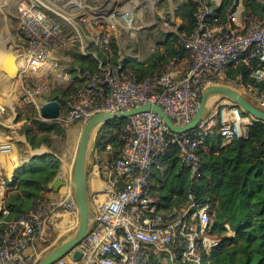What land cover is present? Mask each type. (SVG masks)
<instances>
[{"label":"built area","instance_id":"obj_1","mask_svg":"<svg viewBox=\"0 0 264 264\" xmlns=\"http://www.w3.org/2000/svg\"><path fill=\"white\" fill-rule=\"evenodd\" d=\"M178 1L195 5V28L180 37L190 60L186 69L178 71L173 60L155 74L138 78L122 63L112 68L100 64L95 73H79L82 83L59 102L60 113L50 120L39 115V107L50 98L55 82L71 78L54 53L72 36L42 10L38 0H19L16 15L20 30L11 47L18 71L12 82L13 96L0 97V118L8 113L17 118L23 106H29L40 120L68 125L84 123L103 111L157 104L175 125L183 126L195 115L202 91L224 82L264 109V90L228 76L230 70L244 64L256 83L264 81V15L246 8L244 0H229L222 15L216 8L222 7L223 0ZM258 1L264 4V0ZM92 20L96 25L105 22L110 29L116 24L136 28L133 13L119 8ZM92 42L106 58L112 55L108 33L95 30ZM254 120L231 101L216 105L184 133L171 132L150 110L129 116L119 135L116 157H108L113 152L111 138H103L97 171L104 184L89 200L92 222L86 236L52 264H215L212 254L222 234L214 225V204L196 201L188 190L182 203L166 206L152 191L151 176L154 170L165 171L166 155L175 146L189 177L197 178L202 162L198 151L208 149L206 140L215 134L223 144L246 138ZM14 145L12 138L0 141V153H10ZM11 180V176L1 179L2 188ZM2 213L8 211L2 209ZM77 223L78 207L71 185L58 197L38 199L0 231V264H38L41 253L33 248L35 241L45 239L49 227L61 235L75 230ZM223 227L226 235L234 234L227 222ZM76 249L81 253L77 260L72 257Z\"/></svg>","mask_w":264,"mask_h":264},{"label":"trees","instance_id":"obj_2","mask_svg":"<svg viewBox=\"0 0 264 264\" xmlns=\"http://www.w3.org/2000/svg\"><path fill=\"white\" fill-rule=\"evenodd\" d=\"M228 3L229 0H223L222 7L216 8V12L222 15ZM244 5L259 15H264V4L260 1L244 0ZM42 10L55 21L51 12L44 8ZM194 12L193 3L178 4L176 16L182 18L184 22L179 24L176 33H172L171 45L165 53L154 58L148 65L131 67L132 73L138 78L153 75L172 60L183 57L186 51L180 44V37L194 30L196 25ZM110 40L113 52L108 60L112 59L116 62L117 47L114 39ZM71 56L72 64L79 67L80 74L85 71L95 73L100 70V58L79 52H73ZM105 60L103 59V64ZM228 76L231 79L240 77V81L256 84L264 90V81L256 83L251 77V70L244 64H239L237 68L230 70ZM75 79L79 84L83 81L81 76H75ZM66 94L67 90L49 96L48 100L56 99L62 103V97ZM125 122L126 120L113 119L105 123L101 127L103 130L100 139H98L99 134L95 139L97 149L104 150L103 138L105 136L111 138L113 152L111 157L108 156L109 158L118 155L121 146L119 135L123 131ZM57 125L58 123L40 120L36 115L29 117L28 121L22 124L21 132L35 149L41 144L48 143L47 132L55 129ZM206 145L207 151L201 149L198 151L202 162L200 175L195 179L188 176V171L182 164L178 166L177 149L171 146L166 155L167 168L151 189L159 192L156 195L165 202L166 206L171 204L169 201L175 196L185 197L188 190L195 194L196 201L214 204V225L222 234V241L212 254L215 264H264V122L253 121L248 127L246 138H237L223 144L221 137L215 134L206 140ZM58 165L57 157L43 153L31 157L15 171L3 202V209L8 213L3 215L0 212V217H4V220L0 221V231L10 220L31 209L41 198L42 193L49 189L48 185L55 178ZM154 175L156 173L152 176ZM30 203L33 205L28 208ZM225 222L234 232L233 235L225 234L226 229L223 227Z\"/></svg>","mask_w":264,"mask_h":264},{"label":"rangeland","instance_id":"obj_3","mask_svg":"<svg viewBox=\"0 0 264 264\" xmlns=\"http://www.w3.org/2000/svg\"><path fill=\"white\" fill-rule=\"evenodd\" d=\"M18 1L19 0H0V2H3L2 4L4 5L0 9H2L3 12L6 14V22H7L6 28L8 32H10V34L11 32H15V31L17 32L18 30H20V25H19L18 20H16L13 17L14 15H16V4ZM38 1L40 3V6L44 8L46 11L51 12V14L55 17V21L59 23L60 26L64 28L71 36H73L71 33L75 28L83 29L85 32L84 24L86 23V25L87 24L89 25L90 21L93 19V16L96 15L95 9H94V3L92 0H38ZM82 1L88 2L89 12H88V8L86 7H85L86 12H83L84 8L82 7L83 6ZM153 1L152 0H115L116 3H120V4L118 5L116 4V6H114L113 9L119 8V9H123L124 11H128V12L133 11L134 12L133 21H134L135 27H137V29L131 31L133 32V34L130 33V31L126 32L123 26H120L119 28H117L118 29L117 33H119V36H118L119 43L122 47L121 54L123 55V58L122 60L118 61L116 64L122 63L124 64V66L129 67V68L143 66L144 63L146 64L150 63L154 58H156L162 53H165V50L171 45V39H173L172 33H176L177 30H176L175 25H172L170 23L172 19V14L170 12L168 3L166 2V0H162L160 2L159 1L153 2ZM173 15H174L173 21L175 22L176 20L177 24L184 22L182 18L175 17L176 12L173 13ZM165 23L170 24V26H166ZM139 26L140 28H138ZM136 37L137 38L142 37L147 40L151 39L153 42L152 44L153 50H151L150 53L147 51H143L144 54L146 53L147 54L149 53V54L145 56L144 58L138 59V60H135L134 52L131 51V47L133 43L132 41ZM160 46L162 47L161 49H160ZM72 47L73 46H70L69 50L65 49L64 53L69 52V54H71V52H73ZM7 48L8 50H10V47L8 45H7ZM90 48L91 50L96 52L98 56H100L99 58L102 59L103 61L104 55L101 54L94 45H90ZM110 61H112L111 62L112 66L109 65V67L112 68L116 64L114 63L112 59ZM180 61L181 62L179 63V65H186L188 63L189 57L187 55V52L184 54L183 59H181ZM71 64H72V61L70 62L69 65L60 63L61 67L71 74V78L68 81L63 82V83L55 82L54 90L50 93V96L54 94H59L60 92L65 91V90H67V94H68L75 88L76 85L79 84L78 80L75 79V76L77 75V70H72V68L70 67ZM1 74L2 73L0 72V79H3L2 78L3 76ZM48 78L51 79V76H48ZM236 88L237 87H235V89ZM239 91L241 90L239 89ZM67 94L66 96H63V97L60 95V97H62V99L64 97L66 98ZM6 95L13 96L10 94H6ZM228 101L230 100L226 98H222L218 95L213 96L211 101L207 103L206 110H205L206 114L211 113L214 110L215 106L218 105L219 103L228 102ZM9 103H10V99H9ZM20 112L22 113V115H18L17 118H13L11 113H8L3 118H0V141L12 138L15 144L13 146V149H14L13 158L15 159L14 164H16L19 155L24 156L25 154H27L26 152L28 149L27 140L25 139V135L21 132V126L23 123L28 121L29 117H36V111L29 106H23L22 111ZM50 122L57 123L56 121H50ZM82 125L83 123H81L80 121H74L68 125H61L58 123L55 129H52L47 132L48 137H49L48 143L47 144L44 143L43 148L38 149L36 151L38 152L42 151V153L53 155L57 158L58 157L64 158L69 155H70V158L72 157L75 158L76 151H77V145H78V139H79ZM102 130L103 128H100L98 132H96L97 133L96 136H94V138H92L90 142V146L88 150L89 151L88 166H87L88 172H91V171L93 172V170H96L99 165L98 155H100L99 153L103 150L97 149V147L95 146V139L98 134H99L98 139H100V133ZM9 154L10 153L3 155L0 153V163L4 165V167H7L6 164L8 163L1 161V159L2 157L3 159H5L4 158L5 156L9 158L10 156ZM110 155L111 153L109 154V156ZM180 165H181V161H179L178 163V166ZM154 173H156V175L152 176L151 180L153 179V182L155 183L157 176H159V173L155 170H154ZM170 175L171 173L168 174V176ZM3 188H4V191L0 193V212H2L3 202L7 194L6 191H8L7 185H4ZM3 188H2L1 180H0V190ZM154 191L155 193H159L157 190H153V192ZM41 198L45 199L47 198V196L42 194ZM183 200H184V196H181V197L175 196L169 202H171V205H174L176 204V202H179V204L182 203ZM32 205L33 204L30 203L28 208H30ZM1 220H4L3 216L0 217V221ZM61 243L62 242L59 241L58 243H55L48 248H45L41 253L40 260ZM46 244L49 245L50 243L45 242L43 244L44 247L47 246Z\"/></svg>","mask_w":264,"mask_h":264},{"label":"water","instance_id":"obj_4","mask_svg":"<svg viewBox=\"0 0 264 264\" xmlns=\"http://www.w3.org/2000/svg\"><path fill=\"white\" fill-rule=\"evenodd\" d=\"M96 16H103L116 6L115 0H92ZM14 64L9 67L3 68V73L8 76ZM15 77V76H14ZM10 77V78H14ZM220 96L226 98L238 105L242 112L250 114L254 117V121L264 122V109L260 108L243 92L232 88L225 84L212 85L205 88L199 99L197 111L193 118L183 126L175 125L164 110L157 104H143L130 109L116 110V111H103L88 118L82 125L81 132L78 139L77 151L74 158L71 187L74 191V198L78 207V223L73 234L59 244L56 248L45 255L38 264H52L56 259L68 254L73 250L86 236L92 222V212L90 208L89 197L87 193V166L89 146L92 138L96 136V132L107 122L113 119L126 120L129 116L142 111H153L158 114L165 125L171 132L184 133L192 130L195 125L206 114V106L208 100L213 96ZM61 109V104L58 100H47L39 107V115L45 119H55L58 117ZM64 181L59 177H55L51 182V186L63 183ZM80 251L74 250L73 259L80 258Z\"/></svg>","mask_w":264,"mask_h":264},{"label":"crops","instance_id":"obj_5","mask_svg":"<svg viewBox=\"0 0 264 264\" xmlns=\"http://www.w3.org/2000/svg\"><path fill=\"white\" fill-rule=\"evenodd\" d=\"M154 1L155 2L159 1L160 2L162 0H154ZM166 2L168 3L170 12L172 14V19H171L170 23L172 25H175L176 30H177L179 24L176 23V20H175V22L173 21L174 20L173 13L176 12L177 6H178V4H180V2L178 0H166ZM2 3L3 2H0V8L4 6ZM132 13H133V17H134V12L132 11ZM13 17L16 20H18L17 15H14ZM175 17L178 18V16H175ZM18 22H19V20H18ZM165 24H166V26H170V24H168V23H165ZM6 25H7L6 14L3 12L2 9H0V60H1L0 61V64H1L0 65V67H1L0 68V72L2 73L1 75L3 76L2 77L3 79H0V97L4 98V99H5V96H7L6 94H11V92H12L13 78L7 77L3 73L2 70H3L4 67H9V66H11V64L17 65V63H18L16 54L11 49V47L13 46L14 41H15L13 37H14V34L16 33V31L15 32H11V34H10V32H8V30L6 28L7 27ZM90 26H93V27L91 28ZM120 26L121 25L116 24L115 28H111L110 29L109 25L107 23H105V22L102 23V24L100 23V25H96L93 22V20H91L89 25L88 24L86 25V23L84 24L85 32H84L83 29L75 28L72 31V33H71L73 35L72 36V40L68 41L65 45L59 47L55 51L54 54H55L57 60L59 61V63H61V64L64 63L65 65H69L70 62L73 61V58H72L71 54H69V52L64 53L65 49L66 50L70 49V46H73L72 47L73 48V52H79V53H82L84 55H92V56H94L96 58H99L100 56H98V54L96 52H94L93 50H91V48H90V45H94L95 46V44L92 42V37H93L94 31L97 30L98 32L108 33L109 36H110V39L111 38L114 39L115 45L117 47V56H118L116 62H114V63H117L118 61L122 60V58H123V55L121 54L122 47H121V45L119 43V38H118L119 33H117L118 32L117 28H119ZM138 28H140V26ZM135 29H137V27ZM135 29L129 30V29H125L124 28V30L126 32L130 31V33H132V34H133V32H131V31H133ZM132 42L133 43H132L131 51L134 52L135 60L144 58L145 56H147L150 53L151 50H153V47H152L153 42H152L151 39L147 40V39H144L142 37H140V38L136 37L135 39H133ZM7 45L10 47V50H8ZM161 48L162 47L160 46V49ZM143 51H147L149 53L148 54L147 53L144 54ZM73 52H71V53H73ZM137 53H139V54H137ZM101 54H103V53H101ZM103 59L105 60V56H104ZM181 59H183V57H178V58L174 59V61H175L174 66H175V68L178 71L186 69L188 67V65H189V62H190V60H189L186 65H179V63L181 62L180 61ZM105 61H106L104 63L105 65H103L104 61H102V59H100V64H102L104 67H109V65L112 66V64H111L112 61H109L108 58H106ZM148 64L149 63H147V64L144 63L143 66H146ZM65 67H67V66H65ZM70 67L72 68V70H77V75L76 76H79V69H78L79 67L76 66V65H73V64H71ZM139 67H141V66H139ZM25 139H26V137H25ZM27 145H28V147H27L28 149H27V152H26L27 154H25L24 156H20L19 155L16 164H14L15 163V159L13 158L14 157L13 156L14 155L13 154L14 153V151H13L14 149L10 152V154H9L10 156L8 155L9 158L7 156H5L4 157L5 159H3V157H2L1 161H4L5 163H8V164H6L7 167H4V165H2L0 163V180L4 179L6 181V179L8 177H10V176L12 177V175L15 173V171L21 165H23L25 162H28V160L31 157H34L35 155L43 154L42 151L38 152L36 150L43 148L44 144H41L38 148H35V149H33L31 147V145L28 143V141H27ZM100 158H101V154L98 155V163H99L98 167L101 165ZM58 159H59V165H58L57 174H56L55 177H59L64 182L56 184L55 186H51V183H50L48 185L49 189L46 192L42 193V194L46 195L47 198H55V197L60 196L61 194H63L65 192V190L68 187V185H71V177H72V169H73L74 157L70 158V155H69V156H66L64 158L63 157H58ZM98 167H97L96 170H93V172L92 171L91 172L87 171V193H88L89 200L91 199V196L94 193H98V192L102 191V189H103V184L104 183H103V180L98 175V171H97ZM155 171H157L159 173V176L161 175V172H159L158 170H155ZM153 174H155V173H153ZM159 176H157V178ZM152 183L154 184L153 179H152ZM6 185H7V189H9V187H10L9 183H7ZM74 231L75 230H70L68 232L62 233L61 235H59V234L56 235L55 233L51 232V229L49 227L48 228V235H46V238L45 239H41V237H39L35 241L33 248L36 251H38L39 253H42V251L45 248H48L51 245H53L55 243H58L59 241H61V242L65 241L67 238H69L73 234ZM45 242L46 243L48 242L50 244L49 245L46 244L47 246L44 247L43 244Z\"/></svg>","mask_w":264,"mask_h":264},{"label":"bare ground","instance_id":"obj_6","mask_svg":"<svg viewBox=\"0 0 264 264\" xmlns=\"http://www.w3.org/2000/svg\"><path fill=\"white\" fill-rule=\"evenodd\" d=\"M82 2H83V3H82V4H83L82 7L84 8V9H83V10H84L83 12H86L85 7L88 8V12H89L88 2H87V1H86V2H85V1H82ZM4 55H5V54H4ZM0 61H1V60H0ZM16 63H17V62H16ZM0 65H1V64H0ZM17 65H18V63H17ZM17 65H15V64L13 65V68H12L11 72H10L9 75H8L9 77H14V76L17 74V71H18V66H17ZM0 68H1V67H0ZM211 99H212V97H211ZM211 99H209V101H211ZM209 101H208V102H209ZM2 192H3V189L0 190V193H2Z\"/></svg>","mask_w":264,"mask_h":264}]
</instances>
